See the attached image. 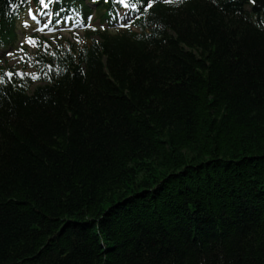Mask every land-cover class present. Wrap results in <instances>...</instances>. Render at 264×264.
I'll return each instance as SVG.
<instances>
[{"label": "trees", "instance_id": "obj_1", "mask_svg": "<svg viewBox=\"0 0 264 264\" xmlns=\"http://www.w3.org/2000/svg\"><path fill=\"white\" fill-rule=\"evenodd\" d=\"M133 2L57 0L83 35L0 58L41 76L0 83V264H264V0Z\"/></svg>", "mask_w": 264, "mask_h": 264}, {"label": "snow or ice", "instance_id": "obj_2", "mask_svg": "<svg viewBox=\"0 0 264 264\" xmlns=\"http://www.w3.org/2000/svg\"><path fill=\"white\" fill-rule=\"evenodd\" d=\"M30 2V0H29ZM57 2V0H39V5L42 6L44 9H48L50 8L53 4H55ZM105 2H107V0H105ZM116 3L123 5L125 8L128 9H132V8H136L137 4L133 2V0H115ZM163 2L165 4H172L175 2V0H144V3L146 4L147 8L152 9L154 7L155 4ZM182 2V0H181ZM251 3L255 4L256 0H250ZM142 10V9H141ZM45 13H41V15H44ZM29 15L32 18V20L34 21H38L39 18L38 16L35 14V12L30 8L29 9ZM57 16L59 15V13L56 14ZM88 21H91L92 17L89 16ZM67 22H73V23H77L79 24L80 21H78L75 17L72 16H65L63 18V20H57L56 24L59 25L61 23H67ZM52 23L51 19H49L47 22L43 23L42 26H38L36 31H39L41 33L45 32V30H47V32L51 33V32H55L57 30H59L58 28L55 27H50L49 25ZM24 26L27 28L30 25L28 24L27 21H25ZM88 28H92V30H95L93 28V26L91 25V23H88L87 25H85ZM122 27H131V25L129 23H127V21H125L122 25ZM78 36V34H77ZM25 42L30 46V47H34V48H38L43 46L44 49L47 51V49L50 47V45L45 41L43 43V45H41V43L38 41L37 38L34 37H26L25 38ZM79 42V41H78ZM18 52L23 53L24 49L23 46H21L20 49H18ZM53 55H55V53H52ZM9 56H12L14 59H16V55L12 52L8 53ZM25 57H27L28 60H31L32 57L27 56V54L25 53L24 55L19 56V60L20 61H25ZM49 70H51V65L48 66ZM16 75L19 76L21 79H23L25 76H29L31 77L32 80H39L41 78L40 74L36 73V72H29V73H25L22 71H18V72H5L2 75H0V83H5V77L8 78V80L10 81L12 79V77ZM45 76L47 75L46 73L44 74ZM50 79V77H49Z\"/></svg>", "mask_w": 264, "mask_h": 264}, {"label": "rangeland", "instance_id": "obj_3", "mask_svg": "<svg viewBox=\"0 0 264 264\" xmlns=\"http://www.w3.org/2000/svg\"><path fill=\"white\" fill-rule=\"evenodd\" d=\"M25 19L27 20V17H26V16H25ZM29 33H32V31L29 32ZM65 34H66V35H69L70 33L67 32V33H65ZM21 40H22V39H21ZM7 54H8V52H7V53H6V52H0V57H1L2 55H4V58H5V59H8V58L6 57ZM16 56H17V55H16ZM9 58L11 59V61H10L11 64H14L15 62L18 61L17 59H16V60H15V59L12 60L13 57H10V56H9Z\"/></svg>", "mask_w": 264, "mask_h": 264}]
</instances>
